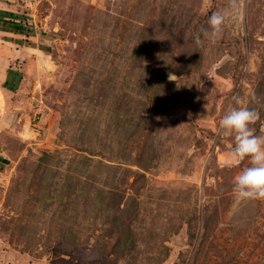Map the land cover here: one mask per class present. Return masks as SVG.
I'll list each match as a JSON object with an SVG mask.
<instances>
[{"label": "rangeland", "instance_id": "rangeland-1", "mask_svg": "<svg viewBox=\"0 0 264 264\" xmlns=\"http://www.w3.org/2000/svg\"><path fill=\"white\" fill-rule=\"evenodd\" d=\"M7 1L40 50L0 129V264H264L220 127L243 105L264 135V0Z\"/></svg>", "mask_w": 264, "mask_h": 264}, {"label": "clouds", "instance_id": "clouds-1", "mask_svg": "<svg viewBox=\"0 0 264 264\" xmlns=\"http://www.w3.org/2000/svg\"><path fill=\"white\" fill-rule=\"evenodd\" d=\"M226 18V13H212L208 19L211 32L205 34L213 38L218 36ZM194 40L202 45L199 35L194 36ZM260 118L256 109L241 105L230 109L220 120L221 130L234 136L233 158L250 160L233 180V192L239 201L264 199V135L257 134L254 128Z\"/></svg>", "mask_w": 264, "mask_h": 264}, {"label": "crops", "instance_id": "crops-1", "mask_svg": "<svg viewBox=\"0 0 264 264\" xmlns=\"http://www.w3.org/2000/svg\"><path fill=\"white\" fill-rule=\"evenodd\" d=\"M14 6L7 0H0V11L21 14ZM23 18L20 16L12 18L21 29H7L0 26V129L13 124L15 126L25 115L20 109L21 105H18L26 79L20 62L26 59V55L40 50V47L31 44V41L39 40L40 36L29 31L33 26H30ZM5 20H10V17L6 16ZM22 28L25 29L22 30ZM7 80L15 87L14 90L4 85Z\"/></svg>", "mask_w": 264, "mask_h": 264}, {"label": "trees", "instance_id": "trees-1", "mask_svg": "<svg viewBox=\"0 0 264 264\" xmlns=\"http://www.w3.org/2000/svg\"><path fill=\"white\" fill-rule=\"evenodd\" d=\"M10 17V20H5V17ZM23 17L22 14H15L13 12H4V11H0V26H3L7 29L9 28H13V29H21V27L17 26V23L14 22L12 20V18H16V17ZM25 28H22V30ZM26 30L28 31V28H26ZM5 86L9 87L10 89L14 90L15 87L13 85L10 84V82L7 80L4 84Z\"/></svg>", "mask_w": 264, "mask_h": 264}, {"label": "water", "instance_id": "water-1", "mask_svg": "<svg viewBox=\"0 0 264 264\" xmlns=\"http://www.w3.org/2000/svg\"><path fill=\"white\" fill-rule=\"evenodd\" d=\"M0 160L3 161V162H9V160L6 159L4 156H0Z\"/></svg>", "mask_w": 264, "mask_h": 264}]
</instances>
